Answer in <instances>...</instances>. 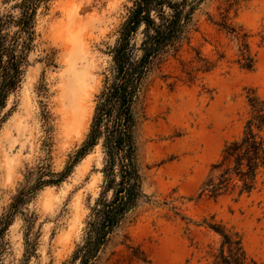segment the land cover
<instances>
[{"label":"rangeland","instance_id":"1","mask_svg":"<svg viewBox=\"0 0 264 264\" xmlns=\"http://www.w3.org/2000/svg\"><path fill=\"white\" fill-rule=\"evenodd\" d=\"M133 1L56 0L41 12L38 45L0 131V219L34 184L33 168L47 162L63 171L85 140ZM8 8L0 0V12ZM196 19L190 43L154 71L136 108L150 201L114 233L98 264H209L220 237L207 224L237 233L247 256L264 263V173L250 196H200L224 145L243 132L247 91L264 100V0H209ZM225 19L248 35L251 70L240 67L239 44L220 27ZM102 159L98 147L61 185L37 193L4 235L3 264L70 261L100 193Z\"/></svg>","mask_w":264,"mask_h":264},{"label":"trees","instance_id":"2","mask_svg":"<svg viewBox=\"0 0 264 264\" xmlns=\"http://www.w3.org/2000/svg\"><path fill=\"white\" fill-rule=\"evenodd\" d=\"M56 0H4L0 12V131L14 111L10 99L21 89L38 45V17ZM209 0H134L128 17L111 48L112 68L97 95L89 133L70 156L65 168L55 173L49 163L33 168L34 184L20 189L0 219V264L6 252L4 235L15 217L48 186L61 185L74 168L96 148L102 153L100 193L86 220L82 242L67 264H98L114 233L150 201L144 192L136 137V108L147 81L170 56H176L197 29V14ZM230 10V9H229ZM228 12V11H227ZM220 27L239 44L238 63L245 70L254 66L248 35L227 19ZM208 71V69H207ZM249 117L242 134L227 142L212 164L200 196H250L264 173V100L247 91ZM7 110V111H6ZM33 222L28 221V228ZM220 237L209 264H264L247 256L242 239L221 224H207ZM29 245V241H28Z\"/></svg>","mask_w":264,"mask_h":264}]
</instances>
